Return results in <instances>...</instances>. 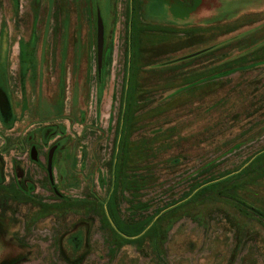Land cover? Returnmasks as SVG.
<instances>
[{
  "label": "rangeland",
  "instance_id": "obj_1",
  "mask_svg": "<svg viewBox=\"0 0 264 264\" xmlns=\"http://www.w3.org/2000/svg\"><path fill=\"white\" fill-rule=\"evenodd\" d=\"M148 1L0 0V262L264 264V0Z\"/></svg>",
  "mask_w": 264,
  "mask_h": 264
},
{
  "label": "water",
  "instance_id": "obj_2",
  "mask_svg": "<svg viewBox=\"0 0 264 264\" xmlns=\"http://www.w3.org/2000/svg\"><path fill=\"white\" fill-rule=\"evenodd\" d=\"M96 22H97V64L99 71H101L104 61L106 36H105V25L99 9L97 10ZM0 112L3 115L4 120L6 122L12 119L11 101L10 98L8 97L7 92H5L3 89H0ZM58 148H59V144H54L53 146H51L48 152L47 172L49 174L51 181H54L53 161H54L55 153ZM31 158L34 161L39 160V152H38V147L36 145H33L31 148Z\"/></svg>",
  "mask_w": 264,
  "mask_h": 264
},
{
  "label": "crops",
  "instance_id": "obj_3",
  "mask_svg": "<svg viewBox=\"0 0 264 264\" xmlns=\"http://www.w3.org/2000/svg\"><path fill=\"white\" fill-rule=\"evenodd\" d=\"M200 6V5H199ZM169 7L167 6V3L166 1H163V0H149L147 5H146V14L148 16V19L149 20H153L155 22V18H159V14L160 13H164ZM200 9V7H199ZM213 11V10H212ZM196 6H195V11H194V14L196 13ZM191 16V18H190ZM176 19V20H175ZM181 20L182 18L181 17H178V18H174L173 19V23H170V24H174L175 22L178 23L177 21ZM193 19V20H192ZM151 20V21H152ZM185 22H184V26H187L188 24H191L193 22H195V18L193 16V12H191V14L189 16H187V18L183 17V19ZM153 23V22H152ZM168 23V24H169ZM197 23V22H196ZM182 24V23H180ZM199 24V23H198ZM12 105V104H11Z\"/></svg>",
  "mask_w": 264,
  "mask_h": 264
},
{
  "label": "trees",
  "instance_id": "obj_4",
  "mask_svg": "<svg viewBox=\"0 0 264 264\" xmlns=\"http://www.w3.org/2000/svg\"><path fill=\"white\" fill-rule=\"evenodd\" d=\"M105 47H106V45H105ZM106 50L104 51V61H103V67H104V65H105V59H106ZM193 55H195V54H192V55H190V56H186V57H182V58H179V59H177V60H175V61H178V60H181V61H184V60H186V59H188V58H191V57H193ZM238 70V68H236V67H234V68H228V69H225V70H223V71H221L220 73H218V74H212V75H210V76H208V77H205V78H202L200 81H205V80H209V79H213V78H216V77H220V76H226V75H229V74H231V73H234V72H236ZM98 71H99V69H98ZM53 134V133H52ZM264 153V151H262V152H260V156L262 155ZM256 158L255 159H257V158H259L258 157V155L257 156H255ZM227 178V177H226ZM214 180V179H213ZM53 182V181H52ZM208 183V182H207ZM210 185V184H209ZM34 189H35V186L34 185H31V186H29L28 187V193H31V192H33L34 191ZM110 222V221H109ZM116 227L114 226V230H116L115 229ZM27 258L26 257H24L23 258V256H19V257H16V258H10V259H7V258H5V259H3L1 262H0V264H19V263H21L22 261H25ZM68 260H70L72 263H77L78 261L77 260H72L71 258H67Z\"/></svg>",
  "mask_w": 264,
  "mask_h": 264
},
{
  "label": "flooded vegetation",
  "instance_id": "obj_5",
  "mask_svg": "<svg viewBox=\"0 0 264 264\" xmlns=\"http://www.w3.org/2000/svg\"><path fill=\"white\" fill-rule=\"evenodd\" d=\"M33 145H36V144H32V146H33ZM36 146H37V145H36ZM37 147H38V146H37Z\"/></svg>",
  "mask_w": 264,
  "mask_h": 264
}]
</instances>
